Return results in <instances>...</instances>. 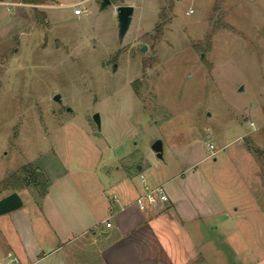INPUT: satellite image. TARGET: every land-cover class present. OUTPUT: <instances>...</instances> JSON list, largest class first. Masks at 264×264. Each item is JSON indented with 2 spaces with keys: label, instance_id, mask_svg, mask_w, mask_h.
Wrapping results in <instances>:
<instances>
[{
  "label": "rangeland",
  "instance_id": "1",
  "mask_svg": "<svg viewBox=\"0 0 264 264\" xmlns=\"http://www.w3.org/2000/svg\"><path fill=\"white\" fill-rule=\"evenodd\" d=\"M77 1L0 0V187L20 178L0 197L18 191L25 207L38 203L51 175L53 191L102 210L108 179L133 164L170 177L189 170L240 210L219 231L201 221L200 263L264 264V0H88L81 19ZM119 4L135 7L123 41ZM129 175L140 183L138 170ZM179 237L165 240L180 247ZM88 239L77 257L90 261ZM123 255L110 264H135Z\"/></svg>",
  "mask_w": 264,
  "mask_h": 264
},
{
  "label": "crops",
  "instance_id": "2",
  "mask_svg": "<svg viewBox=\"0 0 264 264\" xmlns=\"http://www.w3.org/2000/svg\"><path fill=\"white\" fill-rule=\"evenodd\" d=\"M70 16L74 17L72 12ZM82 16L77 15V18ZM250 123L254 125L252 120ZM255 130L237 137L245 139ZM243 148L247 149L245 144ZM133 165L135 168L127 167L122 175L108 179L102 191V210H97L91 201L73 190L53 191L56 180L50 175L48 188L38 203H30L26 207L24 203L23 207L0 215V251L16 253L24 264H110L125 260L127 257L123 252L128 249V259L135 264H159V260H162L160 264H201L200 243L196 241L197 233L200 237L201 221H212V230L229 228V221L237 218L235 215L240 213L239 208L230 206L223 199V193L218 192L205 177L204 185H195L192 171L170 177L167 172L163 173L164 170L156 173L144 170L142 163ZM135 169L140 174L144 173L151 185L164 184L169 202L144 210L132 206L144 192L142 180L138 183L129 175ZM107 187H113L112 197L105 196ZM107 221L111 222L110 226ZM175 228L178 234L173 232ZM180 231L181 245L175 247L166 236L180 239ZM87 233L91 234V240L83 242L82 247H88L91 256L95 255L90 261L77 257L79 240ZM151 235L157 238L161 253L154 250ZM184 235L186 239H183ZM187 240L189 242L185 244ZM118 246L121 249H116ZM181 251L185 254L182 260L175 257ZM116 252L118 258H115Z\"/></svg>",
  "mask_w": 264,
  "mask_h": 264
},
{
  "label": "water",
  "instance_id": "3",
  "mask_svg": "<svg viewBox=\"0 0 264 264\" xmlns=\"http://www.w3.org/2000/svg\"><path fill=\"white\" fill-rule=\"evenodd\" d=\"M113 3L112 0H102L100 3L101 8H104ZM135 7L132 4H119L117 6V18H118V36L120 41H123L133 20ZM146 49V45L144 46ZM117 65H115L116 68ZM240 90L244 89L242 85ZM54 99L59 103H63L61 93H56ZM94 120L96 121L99 128H101V118L99 112H95ZM152 149L156 152L159 158L164 157V143L163 139L157 138L152 143ZM24 205V199L18 191H12L0 198V215L5 214L16 209L21 208Z\"/></svg>",
  "mask_w": 264,
  "mask_h": 264
},
{
  "label": "built area",
  "instance_id": "4",
  "mask_svg": "<svg viewBox=\"0 0 264 264\" xmlns=\"http://www.w3.org/2000/svg\"><path fill=\"white\" fill-rule=\"evenodd\" d=\"M87 0H81L73 5L74 13L81 16L83 13H87L88 9L82 4ZM22 3V2H20ZM9 4V3H8ZM213 144L209 145V148H213ZM141 180L144 186V192L136 199L137 205L140 209H147L149 207H156L169 202V194L164 184L151 185L147 181V176L144 173L140 174ZM107 225L110 226L111 222L107 221ZM0 264H24L19 255L14 252H2L0 251Z\"/></svg>",
  "mask_w": 264,
  "mask_h": 264
},
{
  "label": "trees",
  "instance_id": "5",
  "mask_svg": "<svg viewBox=\"0 0 264 264\" xmlns=\"http://www.w3.org/2000/svg\"><path fill=\"white\" fill-rule=\"evenodd\" d=\"M25 2H35V3H42L43 2V0H24ZM166 1H169V0H166ZM171 7H173V4H171L170 5ZM165 10V9H164ZM164 10H162L163 12H164ZM38 12V15H39V18L40 19H43L44 18V16H43V13H39V11H37ZM160 25H162V23L160 24L159 23V26ZM162 27V26H161ZM35 173H36V175L40 178V177H43L42 176V174H41V170L40 169H35ZM20 179L19 178V176L18 175H16V176H13V177H11V179H5L4 181H3V185L0 187V193L2 192V191H4L5 189H8L9 187H11L12 186V183H13V181H14V179ZM43 187H44V193L46 192V190H47V188H48V183H44V185H43ZM3 197V196H2ZM1 198V197H0Z\"/></svg>",
  "mask_w": 264,
  "mask_h": 264
}]
</instances>
